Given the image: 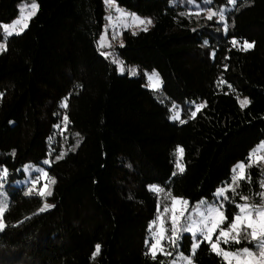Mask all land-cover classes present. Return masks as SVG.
Masks as SVG:
<instances>
[{"label": "trees", "instance_id": "obj_1", "mask_svg": "<svg viewBox=\"0 0 264 264\" xmlns=\"http://www.w3.org/2000/svg\"><path fill=\"white\" fill-rule=\"evenodd\" d=\"M23 1L34 15L5 34ZM106 1L0 0V264H171L179 253L227 264L205 241L191 255L170 208L218 193L229 227L239 205L263 200L264 162L249 156L264 141V0H233L223 19L230 0H110L152 21L115 46L134 76L97 47ZM45 162V196L13 184ZM238 162L244 178L231 182ZM237 237L223 248H254L249 229Z\"/></svg>", "mask_w": 264, "mask_h": 264}, {"label": "rangeland", "instance_id": "obj_2", "mask_svg": "<svg viewBox=\"0 0 264 264\" xmlns=\"http://www.w3.org/2000/svg\"><path fill=\"white\" fill-rule=\"evenodd\" d=\"M107 14L103 31L97 41V47L100 53L109 58L115 65L119 74L127 73L134 76L137 68L126 64L115 50L121 31L126 29H146L151 26L152 21L149 18L139 17L120 8L113 1L105 2ZM233 0L222 8L219 13L223 19L224 12L233 7ZM36 4L23 1L19 7V16L10 24L5 25L3 30L7 35L20 34L26 27L28 20L34 15ZM213 12H209L210 15ZM1 50V48H0ZM147 86L152 91L160 88V79L156 72L146 74ZM241 107L247 103L246 98L240 99ZM180 111L175 109V105L171 107V120H179ZM264 162V141L260 142L249 156V163ZM48 163L38 166H30L24 168L25 177L14 181V185L25 187L30 190H37L39 194L45 196L49 192L50 178L47 177L45 170ZM245 164L238 162L231 169V182L244 178ZM223 190V189H222ZM221 190V191H222ZM46 209L43 207L41 210ZM225 217L222 211V201L220 194L217 193L216 198L212 202L201 200L191 206L187 200L175 197L173 198L170 208V218L172 234L174 238L182 235H190L192 239L191 255L198 248L202 241L210 244L214 253L218 254L227 264H264V184H263V200L259 205H250L242 203L238 206V212L234 216L229 227H224ZM0 227L2 225L0 224ZM242 228L249 229L251 240H254V248H244L236 251L226 250L222 243L237 242V234ZM165 228L161 216L157 221L151 223L149 228V242L151 254H156L160 250V242L163 239ZM189 256L181 253L177 254L175 260L171 264H190Z\"/></svg>", "mask_w": 264, "mask_h": 264}]
</instances>
